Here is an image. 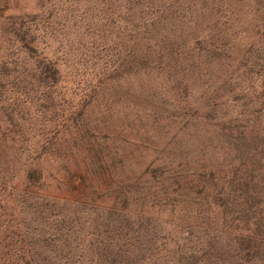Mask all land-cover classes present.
Returning <instances> with one entry per match:
<instances>
[{"label":"rangeland","instance_id":"obj_1","mask_svg":"<svg viewBox=\"0 0 264 264\" xmlns=\"http://www.w3.org/2000/svg\"><path fill=\"white\" fill-rule=\"evenodd\" d=\"M256 1L0 0L11 15H40L50 24L53 36L41 47L59 61L67 94L82 112L78 127L59 136L66 150L41 162L49 185H65L87 202H110L128 189L159 191L162 199L160 191L194 180L200 195L206 184H219L213 186L224 195L223 184L249 163L257 135L264 143V72L256 66L264 59V33L253 28ZM82 138L96 145L94 154L86 158L87 144L63 157ZM212 172L217 181H209ZM194 211L162 207L155 214L179 220Z\"/></svg>","mask_w":264,"mask_h":264},{"label":"trees","instance_id":"obj_2","mask_svg":"<svg viewBox=\"0 0 264 264\" xmlns=\"http://www.w3.org/2000/svg\"><path fill=\"white\" fill-rule=\"evenodd\" d=\"M256 5L253 28L262 34L264 0ZM8 10L0 8V264H264L261 135L255 149L247 150L249 163L223 184L224 195L213 186L219 184L203 185L200 195L194 180L191 187L160 191L162 199L159 191L142 196L128 189L114 192L110 202H87L65 185L50 186L41 162L66 150L59 136L78 127L82 112L67 94L59 61L41 47L53 36L50 24L40 15L14 16ZM243 26L238 30L247 42ZM261 61L256 66L264 72ZM87 144L90 158L96 145L85 138L63 157L71 159L77 145ZM210 177L219 178L213 172ZM176 206L195 211L179 220L155 214Z\"/></svg>","mask_w":264,"mask_h":264}]
</instances>
